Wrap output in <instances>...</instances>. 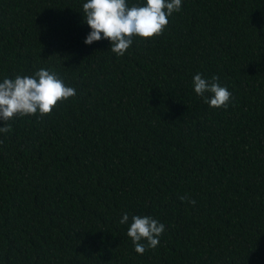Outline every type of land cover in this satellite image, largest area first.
Wrapping results in <instances>:
<instances>
[{"label": "trees", "instance_id": "trees-1", "mask_svg": "<svg viewBox=\"0 0 264 264\" xmlns=\"http://www.w3.org/2000/svg\"><path fill=\"white\" fill-rule=\"evenodd\" d=\"M86 2L0 0V82L44 68L76 91L0 133V264H264V0H182L123 56L84 42ZM134 215L165 225L143 254Z\"/></svg>", "mask_w": 264, "mask_h": 264}, {"label": "clouds", "instance_id": "clouds-1", "mask_svg": "<svg viewBox=\"0 0 264 264\" xmlns=\"http://www.w3.org/2000/svg\"><path fill=\"white\" fill-rule=\"evenodd\" d=\"M181 7L182 0H146L143 5L132 6L128 5L127 0H87L82 12L91 31L84 42L91 45L107 39L111 43L110 50L117 56H123L133 44L134 37L148 39L162 35L169 23L168 18L174 12H179ZM219 79L218 75H213L208 80L197 73L193 77L194 91L210 107L226 109L232 93L226 86H221ZM75 95V89L66 86L57 73L44 68L33 76L5 78L0 82V120L5 122L0 127V133L11 130V125L6 122L16 116L51 114L58 102ZM180 199L188 200L193 206L196 203L187 196ZM128 222L129 215L124 213L119 223ZM164 231L165 225L151 216L134 215L127 235L135 251L143 254L146 248L155 249L158 246Z\"/></svg>", "mask_w": 264, "mask_h": 264}]
</instances>
